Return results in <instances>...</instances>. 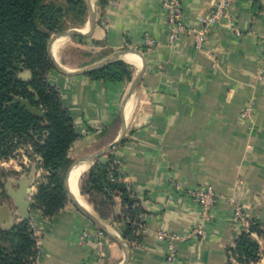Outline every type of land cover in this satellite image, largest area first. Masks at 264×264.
Returning a JSON list of instances; mask_svg holds the SVG:
<instances>
[{"label":"crops","instance_id":"0c3cea01","mask_svg":"<svg viewBox=\"0 0 264 264\" xmlns=\"http://www.w3.org/2000/svg\"><path fill=\"white\" fill-rule=\"evenodd\" d=\"M163 1L109 0L97 10L94 0L96 25L91 35L82 43L70 37L54 39L52 45L56 40L62 43L52 55L68 71L98 63L125 48L137 49L144 57L140 83L127 100L133 108L128 118L124 114L123 138L111 150L119 160L120 178L145 211L142 238L127 243L130 252L124 264H167L161 234L170 232L182 236L173 264H227V247L251 220H264V73L258 77L264 0H234L225 15L210 24L199 49L194 47L193 34L168 43ZM213 1L183 0L187 24L198 28ZM145 34L156 39L155 47L144 45ZM74 45L91 58L76 65L64 62L66 48ZM133 66L131 79L123 81L92 79L87 73L72 75L55 68L47 73L46 81L59 90L79 134L69 151L71 161L97 153L118 137L123 99L142 59L140 67ZM21 76L28 74L23 71ZM248 106L250 113L244 117ZM105 155L98 159L105 161ZM26 156L19 165L15 158L0 162L2 171L13 162L12 172L6 169L3 176L10 178V184L6 186L0 177V203L7 206L12 225L21 221L13 195L29 189L27 199H32L45 174L39 156ZM88 162L91 166L94 161L74 166ZM201 186H210L224 197L203 223L202 237L189 235L201 222V214L185 192ZM83 197L89 212L99 217ZM235 202L244 221L234 217ZM121 211L116 197L114 216ZM29 217L34 219L41 249L38 264H121L125 259L123 248L104 232L105 256L101 257L97 245L101 230L69 204L52 220L35 209L29 210ZM101 221L121 237L118 222Z\"/></svg>","mask_w":264,"mask_h":264},{"label":"trees","instance_id":"16d2710c","mask_svg":"<svg viewBox=\"0 0 264 264\" xmlns=\"http://www.w3.org/2000/svg\"><path fill=\"white\" fill-rule=\"evenodd\" d=\"M108 1L96 0V9H103ZM86 20L83 0H0V159L12 157L20 148L40 157L45 174L37 183L32 209L51 220L68 203L63 180L71 162L70 148L79 134L59 90L46 81L47 73L54 68L48 42L53 34L79 28ZM24 70L30 72L29 80L22 78ZM132 73L128 63L116 60L86 75L123 81L130 80ZM15 97L40 108L43 115H32L14 101ZM113 159L110 151L105 161L95 160L79 176L78 187L102 220L120 224L121 237L131 245L142 238L145 211L120 178ZM116 197L122 205L118 216L113 214ZM259 240L264 241V220H251L234 244L227 247V264L257 262ZM36 246L28 219L0 229V264H32Z\"/></svg>","mask_w":264,"mask_h":264},{"label":"built area","instance_id":"2783aa9c","mask_svg":"<svg viewBox=\"0 0 264 264\" xmlns=\"http://www.w3.org/2000/svg\"><path fill=\"white\" fill-rule=\"evenodd\" d=\"M234 0H214L210 9L201 17L200 26L193 28L187 24L183 15V0H164L162 6L164 8L167 20L168 28V43L180 39L183 36L193 34L194 35V47L199 49L205 41L206 31L210 24L220 20L230 8ZM143 43L147 48H153L157 45V41L149 34H145L143 37ZM259 74L261 78L264 73V39L260 40V58H259ZM250 106L245 107L243 116H248L250 113ZM114 163L119 164L118 159H113ZM178 188V187H176ZM186 194L191 197L200 207L201 222L193 227L189 233L191 236H204V224L210 218V211L217 201L223 199V195L215 192L210 186H201L186 189ZM233 214L238 221H244L242 208L235 202L233 206ZM29 226L36 238V225L32 217L28 218ZM103 231L98 232L97 245L98 251L101 257L105 256L103 249ZM161 238L165 241L166 253L165 261L167 264H173L177 255L176 243L182 239V236L170 232L162 233ZM37 243V238H36ZM41 258V249L36 246V252L32 259V264H38Z\"/></svg>","mask_w":264,"mask_h":264},{"label":"water","instance_id":"95a60500","mask_svg":"<svg viewBox=\"0 0 264 264\" xmlns=\"http://www.w3.org/2000/svg\"><path fill=\"white\" fill-rule=\"evenodd\" d=\"M83 2H84L86 9H87V22H88V26H89L88 30L83 31L81 28H77V27L68 28L66 30H63V31L58 32L55 35H53L48 42L49 57H50V60H51L53 67L57 71H59L61 73L72 74V75L86 74L92 70H95L97 68L105 66L108 63H111V62L116 61V60H120L127 53H136L142 59V66L140 68V71L137 74V76L134 78V80L132 81L131 87L123 99V103H122V124H121V130H120L118 137L112 143H110V144L106 145L105 147H103L102 149H100L97 153L92 154V155H86L84 157H81L80 159L72 160L70 162L67 170H66L65 177L63 180L64 188L67 192L68 199L72 203V205L80 213H82L84 216H86L97 228H99V230L103 231L106 235L111 237L115 242H117L123 248L124 253H125V259L121 264H124V263H126V261L129 258V252H130L129 246L127 245V243L125 242V240L122 237H120L119 235H116L114 232L108 230L105 227V224L103 223V221H101V219L99 217L90 213L88 210L84 209L78 203L76 197L70 191L69 176H70L71 169L77 163H79L81 161H95L100 156L107 154L109 151H111L115 146H117L121 142L123 135H124V132H125L124 106H125L128 98L130 97V95L134 91H136V89L140 83L141 76H142V73H143V70L145 67V61H144V57H143L142 53L140 51H138L137 49L125 48V49H122V50H119L117 52L112 53L111 55L100 60L98 63L92 64L90 66H87V67H84V68H81L78 70H73V71L65 70L62 67V65H60L55 60V58L52 55V52H51L52 41L56 38H59V37H74V36L88 37L91 35V33H92V31L96 25V15H95L94 7L90 4V0H83ZM24 71L28 74V77L23 76L22 78L24 80H29L31 77L30 72L28 70H24ZM14 101L21 103V105H23L26 108V110L29 113H31L32 115H35L38 117H41L43 115V111L40 108L31 105L30 102L25 100V99H22L20 97H15ZM28 191H29V189H26L24 191H21L20 193L18 192L16 195H13L15 205L18 207L17 213H18L21 221L28 219L29 210L32 208V205H33L32 199H27ZM9 219H10L9 218V210H8L7 206L0 203V229H7V228H10L11 226H13L11 223H9Z\"/></svg>","mask_w":264,"mask_h":264},{"label":"rangeland","instance_id":"374dc122","mask_svg":"<svg viewBox=\"0 0 264 264\" xmlns=\"http://www.w3.org/2000/svg\"><path fill=\"white\" fill-rule=\"evenodd\" d=\"M94 11H95V7H94ZM86 25H88V22H85V24L83 26L79 27V28H81V29L82 28H86ZM78 38H80V39H78ZM69 39H72L74 41L77 40L78 43H80V42L82 43L84 41V37H81V36H74V37H70ZM65 56H66V59H64V62L66 61L67 64H73V65L82 63L83 61L85 62V61H87V60H89L91 58L90 57V53H88L86 50L80 48L79 46H75V45L66 48ZM121 60L124 61L123 58ZM129 65L131 66L132 70L134 71V66L131 65V64H129ZM26 155H28V154L25 152V148H20V149L16 150L15 154L12 157H10V158H15L14 162H16V164L19 165L20 164L19 162H21L23 159L25 160L24 157ZM8 159H2V160L0 159V162L7 161ZM11 165H13V162L11 164H8L7 166L5 165L6 168H3V171L0 170V177L2 178V181H4L3 183H5L6 186L10 184V178H4L3 176H4L5 171H7L6 169H9V172L13 169L11 167ZM32 201H33V197H32ZM67 204L73 206L72 203L69 201V199H68V203ZM74 209H76V208L74 207ZM259 243H260V251H261L260 258H259V260L257 262L249 263V264H264V241L259 240Z\"/></svg>","mask_w":264,"mask_h":264},{"label":"bare ground","instance_id":"6f19581e","mask_svg":"<svg viewBox=\"0 0 264 264\" xmlns=\"http://www.w3.org/2000/svg\"><path fill=\"white\" fill-rule=\"evenodd\" d=\"M90 4L92 6H94V0H90ZM61 38H63V37H59L56 39H61ZM61 43H62V40H56V42L53 43V45H51L52 53L54 56L56 54L57 49L60 47ZM123 59L128 64H132V65H135L137 67H140V65H141V59H140L139 55L136 53H127L123 56ZM132 108H133V104L131 102V99H129V101L127 102L125 109H124V114H125L126 118H128L130 116V114L132 112ZM90 164H91V162H88L87 164H82V165L79 164L77 166H74L71 169L70 176H69L70 191L76 197L78 203L83 208L87 209L88 211H90V209H89V206L87 205L83 195H81V193H80V190L78 187V179H79L80 174L89 168ZM105 227L111 231V229L108 226L105 225Z\"/></svg>","mask_w":264,"mask_h":264}]
</instances>
